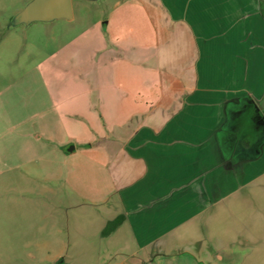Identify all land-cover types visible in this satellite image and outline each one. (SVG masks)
Returning a JSON list of instances; mask_svg holds the SVG:
<instances>
[{
	"label": "crops",
	"instance_id": "crops-1",
	"mask_svg": "<svg viewBox=\"0 0 264 264\" xmlns=\"http://www.w3.org/2000/svg\"><path fill=\"white\" fill-rule=\"evenodd\" d=\"M53 3L0 0V247L28 248L0 264H86L71 208L118 238L105 264H244L204 204L231 159L264 166V0Z\"/></svg>",
	"mask_w": 264,
	"mask_h": 264
},
{
	"label": "rangeland",
	"instance_id": "rangeland-1",
	"mask_svg": "<svg viewBox=\"0 0 264 264\" xmlns=\"http://www.w3.org/2000/svg\"><path fill=\"white\" fill-rule=\"evenodd\" d=\"M78 2L84 4L86 6L84 8L89 11L94 9L89 3ZM76 9L77 6L75 4ZM95 12L99 13L96 10ZM10 13V8H7L6 15L9 16ZM255 171L256 166L253 158L245 159L242 162L239 161V163L231 159L229 166L223 168L222 175L219 174V176L214 178L213 199L209 200V203L204 204L207 206L212 202L214 204L212 217L215 241L214 259L221 258L223 252L228 253V251L237 250L239 240L243 239L252 242L250 247L251 258H247L246 264H252L254 258V251L252 250L254 248L256 250L264 248V166H262L260 174H255ZM260 178L262 181L258 180L256 182ZM68 217L70 240L75 243L83 242V246H80L78 253L81 256H85L86 264H94V260L99 257L105 264L118 248V238L98 239L96 229L99 215L93 209L86 208L83 212L82 208L80 210L71 208ZM9 218L11 219L8 222L11 224V240H19L21 237H17L15 231L21 220L19 216L15 215ZM255 241L258 243L257 245H262L261 248L254 246ZM218 244L222 246H217ZM27 250L28 248L8 244L0 247V256L15 258L23 255Z\"/></svg>",
	"mask_w": 264,
	"mask_h": 264
},
{
	"label": "water",
	"instance_id": "water-1",
	"mask_svg": "<svg viewBox=\"0 0 264 264\" xmlns=\"http://www.w3.org/2000/svg\"><path fill=\"white\" fill-rule=\"evenodd\" d=\"M54 3L52 5V11L55 13L57 9L61 8H68L69 7V0H52ZM40 5V2L34 3L31 5L29 8H27L21 15L20 19H28V18H33V17H39L40 14L35 12V9Z\"/></svg>",
	"mask_w": 264,
	"mask_h": 264
},
{
	"label": "trees",
	"instance_id": "trees-1",
	"mask_svg": "<svg viewBox=\"0 0 264 264\" xmlns=\"http://www.w3.org/2000/svg\"><path fill=\"white\" fill-rule=\"evenodd\" d=\"M121 222H122V217L120 216L116 217L112 221L107 222V224L105 225V227L103 228L101 232V235L103 237L109 235L112 231H114L120 225Z\"/></svg>",
	"mask_w": 264,
	"mask_h": 264
}]
</instances>
